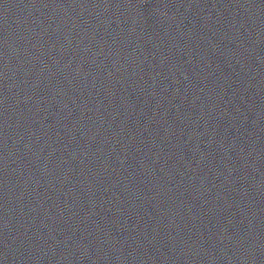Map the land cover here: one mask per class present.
Returning a JSON list of instances; mask_svg holds the SVG:
<instances>
[{
    "label": "water",
    "instance_id": "1",
    "mask_svg": "<svg viewBox=\"0 0 264 264\" xmlns=\"http://www.w3.org/2000/svg\"><path fill=\"white\" fill-rule=\"evenodd\" d=\"M0 264H264V0H0Z\"/></svg>",
    "mask_w": 264,
    "mask_h": 264
}]
</instances>
